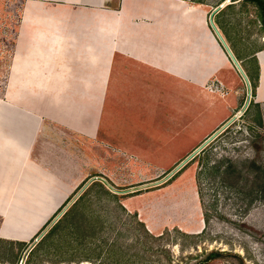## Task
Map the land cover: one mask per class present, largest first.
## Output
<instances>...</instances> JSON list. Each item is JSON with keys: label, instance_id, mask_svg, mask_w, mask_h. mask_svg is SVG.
I'll return each mask as SVG.
<instances>
[{"label": "rangeland", "instance_id": "1", "mask_svg": "<svg viewBox=\"0 0 264 264\" xmlns=\"http://www.w3.org/2000/svg\"><path fill=\"white\" fill-rule=\"evenodd\" d=\"M224 2L214 23L254 75L264 31L249 2L0 0V96L47 116L34 163L0 121V264H196L216 250L228 255L208 264H264V102L256 79L237 115L247 87L209 23ZM87 183L76 216L24 258Z\"/></svg>", "mask_w": 264, "mask_h": 264}, {"label": "crops", "instance_id": "2", "mask_svg": "<svg viewBox=\"0 0 264 264\" xmlns=\"http://www.w3.org/2000/svg\"><path fill=\"white\" fill-rule=\"evenodd\" d=\"M5 1L11 3L12 1H17V0H5ZM22 1H26V0H22ZM28 1H31V2L34 1L36 3L38 2L39 4L43 2H48L49 4H52V5L61 3V4L68 5V6H75L77 8H83V9L85 8L83 7V5L92 6L93 7L92 9H95V8L99 9L102 7L106 8V6H103L106 0H98V1L97 0H89V1L88 0H28ZM250 59H252L253 61L252 60L251 61L255 64V66L258 67V77H257V91L258 92L256 91V95H257V102L262 103L264 102V89H263L264 49H258V51H256L253 57H251ZM240 60L241 59L239 58L237 61L239 62ZM4 99L5 98L0 96V100L2 102L0 104L1 105L0 106V121H2L1 131L5 133L7 132L8 134H10L9 132H11L12 134L14 133V135L17 133L23 136L22 138L26 139L27 141L25 145L26 156L33 163L38 162L39 160L42 161L43 157L41 155L40 157H37V159H34L33 149H34V145L36 141L38 140L39 133H42V135L46 136L44 128H45V119L47 118V116L43 115V113L34 111V109H32L31 107L20 106L11 100H4ZM17 114L19 115V121L15 120L14 118V115L17 116ZM44 139L46 142H48L45 137ZM50 181H52L53 183L52 187L55 188V190L52 193L53 197L58 200L60 198H64L65 190H64V187L60 186L59 180L55 178H51ZM57 203L59 204V201ZM56 206H54L55 209L53 208L54 211L59 205L57 207ZM46 213L47 215L48 214L50 215L51 212L50 210H48ZM3 239H6V238H3Z\"/></svg>", "mask_w": 264, "mask_h": 264}, {"label": "water", "instance_id": "3", "mask_svg": "<svg viewBox=\"0 0 264 264\" xmlns=\"http://www.w3.org/2000/svg\"><path fill=\"white\" fill-rule=\"evenodd\" d=\"M227 4V2L222 3L221 5H219L212 13L209 23L211 28L213 29L214 33L216 34L219 42L221 43V45L223 46V48L225 49V51L227 52L232 64L234 65V67L236 68L237 72L239 73V75L242 77V79L244 80L246 87H247V99L241 109L240 112H238L237 115L241 114V112H244L247 107L249 106L250 103V98H251V85L249 82V79L247 77V75L245 74L244 70L242 69L241 65L239 64V62L236 60V58L234 57L233 53L231 52L230 48L228 47V45L226 44L223 36L221 35V33L219 32L218 28L216 27L214 20H213V14H216L218 12H220V10L225 7V5ZM237 115L233 116L232 118H230L225 124H223L214 134H212L207 140H205L200 146H198L192 153H190L185 159H183L173 170H171L168 174H166L163 178H161L160 180H157L155 182H152L150 184H145L140 186L139 188H147V187H153V186H157L160 185L162 183H165L166 181H168L171 177H173L179 170H181L189 161H191L195 156H197L220 132H222L224 129H226L227 127H229V125L231 123L234 122V120L236 119ZM92 182V181H91ZM88 183L83 185V187L78 191V193L74 196V198L68 203L66 204L62 210L56 215L55 219L51 222L50 225H48L46 227V229H44L43 231H41L31 242V244L28 246V249L25 251L24 253V258L27 256V254L30 252V250L35 247V245L43 238V236L45 235V233L47 232V230L53 225L55 224L58 219L63 216L65 214V212L67 211V209L69 208V206L74 203V201L80 197L81 193L88 187Z\"/></svg>", "mask_w": 264, "mask_h": 264}, {"label": "trees", "instance_id": "4", "mask_svg": "<svg viewBox=\"0 0 264 264\" xmlns=\"http://www.w3.org/2000/svg\"><path fill=\"white\" fill-rule=\"evenodd\" d=\"M232 2H239V1H243V2H249L251 4L254 5V7L257 9V18L261 24V27L264 31V0H231ZM220 28V27H219ZM226 42H228V39H226ZM230 48V47H229ZM260 49H264V45L263 47H261ZM232 50V47H231ZM258 51V50H257ZM234 56L236 57V59L238 60L239 57L234 53V51L232 50ZM254 54H250V56L253 57ZM256 72L254 75H251L250 73H247V77L250 81V84L252 86V88L254 89V87L256 86V84H254V81L257 79L258 77V67L256 66L255 68ZM80 204V203H79ZM79 204H76L75 207H73L69 212H67L65 214L64 220H66L68 217H72V216H76V213L78 212L77 209L79 206ZM63 220V221H64ZM60 223V222H59ZM59 225V224H58ZM57 227V226H56ZM227 253L224 252H219V251H210L207 252L205 255V258L198 261L196 264H208L210 261L216 259V258H221L223 256H227ZM239 259V264H244L241 257L238 255L236 256Z\"/></svg>", "mask_w": 264, "mask_h": 264}, {"label": "bare ground", "instance_id": "5", "mask_svg": "<svg viewBox=\"0 0 264 264\" xmlns=\"http://www.w3.org/2000/svg\"><path fill=\"white\" fill-rule=\"evenodd\" d=\"M263 68H264V66H263ZM263 88H264V73H263Z\"/></svg>", "mask_w": 264, "mask_h": 264}]
</instances>
